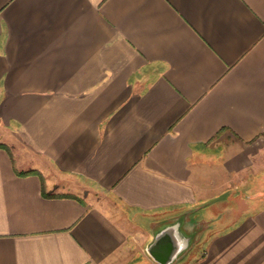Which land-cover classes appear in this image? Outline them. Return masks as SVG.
<instances>
[{
	"label": "crops",
	"instance_id": "0c3cea01",
	"mask_svg": "<svg viewBox=\"0 0 264 264\" xmlns=\"http://www.w3.org/2000/svg\"><path fill=\"white\" fill-rule=\"evenodd\" d=\"M0 144V264H264V0H0Z\"/></svg>",
	"mask_w": 264,
	"mask_h": 264
},
{
	"label": "water",
	"instance_id": "95a60500",
	"mask_svg": "<svg viewBox=\"0 0 264 264\" xmlns=\"http://www.w3.org/2000/svg\"><path fill=\"white\" fill-rule=\"evenodd\" d=\"M184 219V216L180 215L154 225L153 238L147 246V251L159 264L175 263L190 247V243L186 245L189 237L181 229Z\"/></svg>",
	"mask_w": 264,
	"mask_h": 264
},
{
	"label": "rangeland",
	"instance_id": "374dc122",
	"mask_svg": "<svg viewBox=\"0 0 264 264\" xmlns=\"http://www.w3.org/2000/svg\"><path fill=\"white\" fill-rule=\"evenodd\" d=\"M255 180L256 181H254V182H256V184L254 186L246 187L245 189H243V190H245L243 192V195H248L249 196V194H252L253 195V193H256V192H258V191H260L262 189L264 190V176L255 177ZM231 186H233L232 191L234 193L237 192V190H239V188H240L238 184H234V183L233 184H230V188H231ZM244 193H246V194H244ZM247 198H249V197H246V199ZM247 200L249 201L248 202L249 204L256 203V202L252 201L251 198H249ZM229 203H231V200L229 201Z\"/></svg>",
	"mask_w": 264,
	"mask_h": 264
},
{
	"label": "trees",
	"instance_id": "16d2710c",
	"mask_svg": "<svg viewBox=\"0 0 264 264\" xmlns=\"http://www.w3.org/2000/svg\"><path fill=\"white\" fill-rule=\"evenodd\" d=\"M0 146H2L1 144H0ZM27 172H31V173H35V172H37V171H34V170H30V171H27Z\"/></svg>",
	"mask_w": 264,
	"mask_h": 264
}]
</instances>
